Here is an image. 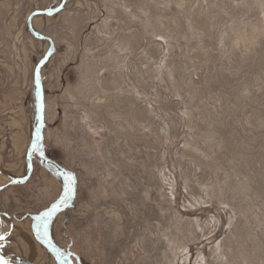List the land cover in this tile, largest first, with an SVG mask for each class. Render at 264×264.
<instances>
[{
	"label": "rangeland",
	"instance_id": "obj_1",
	"mask_svg": "<svg viewBox=\"0 0 264 264\" xmlns=\"http://www.w3.org/2000/svg\"><path fill=\"white\" fill-rule=\"evenodd\" d=\"M0 7L9 264H264V0Z\"/></svg>",
	"mask_w": 264,
	"mask_h": 264
},
{
	"label": "crops",
	"instance_id": "obj_2",
	"mask_svg": "<svg viewBox=\"0 0 264 264\" xmlns=\"http://www.w3.org/2000/svg\"><path fill=\"white\" fill-rule=\"evenodd\" d=\"M62 1H68V0H62ZM48 12H50L48 15H40L41 18L43 19V23H46L47 25L52 22V19H55V18H52V17L55 16V14L57 12V8L49 9ZM5 15H6L5 8L4 7H0V35L2 34V31H3V27H1V26H2V20H3ZM45 19H48V22H45ZM33 22L31 23V25H33L31 27L32 34L37 36V37H42L43 38L42 43L40 44V47H42L43 51L47 50L46 52H44V54L48 55V54H50L52 52L51 50H53L54 46L56 45V38H54L55 37L54 35L47 34L46 31L43 30L42 28H40V31H37L35 29V27H34ZM1 183L2 182H1V178H0V184ZM0 197L2 199V195ZM3 210H6V209L3 208ZM11 217H12V219L14 217L12 213H10V212L6 213V215L3 216L1 211H0V253L3 256L6 255V254H3V251H1V249H3V247H4V245L2 244V241L4 240L3 237H2V234H4L5 229H7L8 232L11 231V227L9 226V224H11V223L8 222V221L12 220ZM12 221L14 223V220H12ZM31 224H32V221H28L27 225L24 227L25 230L26 229L28 230V232L24 231V230L21 231V232H18V230H17L16 234L19 235L20 238H18L17 240H14V241L16 242V244H18V246H20L19 248L22 249L24 254H28L29 253L30 256H31V254L32 255L33 254L42 255V254H44V251L41 249V245L34 239V237L32 236V234L30 232ZM16 227H17V229L20 228L17 225H16ZM8 234H10V232L5 234V235H8ZM5 261H6V264H9L7 259Z\"/></svg>",
	"mask_w": 264,
	"mask_h": 264
},
{
	"label": "water",
	"instance_id": "obj_3",
	"mask_svg": "<svg viewBox=\"0 0 264 264\" xmlns=\"http://www.w3.org/2000/svg\"><path fill=\"white\" fill-rule=\"evenodd\" d=\"M6 258L0 253V264H6Z\"/></svg>",
	"mask_w": 264,
	"mask_h": 264
},
{
	"label": "snow or ice",
	"instance_id": "obj_4",
	"mask_svg": "<svg viewBox=\"0 0 264 264\" xmlns=\"http://www.w3.org/2000/svg\"><path fill=\"white\" fill-rule=\"evenodd\" d=\"M67 201H65V203H66Z\"/></svg>",
	"mask_w": 264,
	"mask_h": 264
}]
</instances>
